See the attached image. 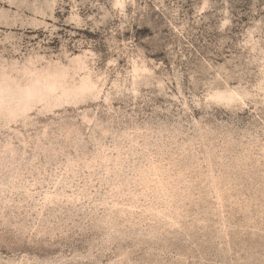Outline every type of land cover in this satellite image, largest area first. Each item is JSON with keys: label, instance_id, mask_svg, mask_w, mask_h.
<instances>
[{"label": "rangeland", "instance_id": "obj_1", "mask_svg": "<svg viewBox=\"0 0 264 264\" xmlns=\"http://www.w3.org/2000/svg\"><path fill=\"white\" fill-rule=\"evenodd\" d=\"M0 264H264V0H0Z\"/></svg>", "mask_w": 264, "mask_h": 264}]
</instances>
